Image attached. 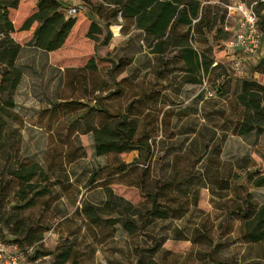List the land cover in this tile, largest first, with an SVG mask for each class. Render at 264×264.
<instances>
[{"label":"rangeland","instance_id":"1","mask_svg":"<svg viewBox=\"0 0 264 264\" xmlns=\"http://www.w3.org/2000/svg\"><path fill=\"white\" fill-rule=\"evenodd\" d=\"M60 1L67 7L78 4L80 12L64 45L54 52L26 45L34 25L20 30L36 0H21L10 11L12 36L23 46L17 59L23 75L14 94L20 154L54 172L52 196L24 213L48 224L34 243L46 253L33 264L49 262L57 250L69 247L75 264H136L139 259L143 264H206L211 259L264 264L256 258L264 245L244 243L240 220L227 217L235 193L248 191L264 203V186L256 185L264 180V132L238 133L242 107L236 102L244 79L264 83V46L252 59L226 43H212L209 36L207 43L193 44L197 50L215 48L211 70L199 83L183 82L178 71L160 79L154 76L158 56L150 53L144 35L120 17H110L113 6L106 0ZM250 1L204 2L225 8ZM98 5L105 8L102 18L94 13ZM257 7L264 31V4ZM92 20L101 30L94 39L86 37ZM224 22L232 36L238 30L236 19L226 16ZM91 57L96 70L79 71ZM120 59L128 64L115 71L119 90L113 91L108 70ZM94 99L113 114L129 105L128 119L136 122L135 138L147 140V155L137 149L96 154L92 129L108 117L90 110L97 104ZM122 164L127 168L119 172ZM142 167L147 171L140 187ZM236 185L243 189L235 191ZM149 194H156L163 207L184 204L188 210L180 218L144 220L152 205ZM45 200L50 206L44 209ZM89 212L99 217L88 218ZM124 220H136L138 228L129 233ZM11 238L5 231L0 234L9 251L14 250Z\"/></svg>","mask_w":264,"mask_h":264},{"label":"trees","instance_id":"2","mask_svg":"<svg viewBox=\"0 0 264 264\" xmlns=\"http://www.w3.org/2000/svg\"><path fill=\"white\" fill-rule=\"evenodd\" d=\"M20 1L0 0V234L5 231L11 236L14 247L33 264L41 259L40 255L46 253L36 248L34 243L42 239L43 233L48 230V224L41 220H30L24 213L36 207L47 195L52 196L53 181L50 175L54 172L49 171V167L45 168L41 163L24 158L20 154L21 121L14 111V94L23 75L17 65L23 46L12 36L15 26L10 17V11L17 10ZM204 1L206 0H106V3L113 6L110 8V17H120L134 29L139 30L144 35L150 53L158 56L159 65L154 68V76L163 79L165 73L172 74L178 71L182 74L183 82L196 84L200 82L201 75L211 70L213 63L211 55L215 48L207 45L205 49L197 50L193 44L202 40L207 43L211 36L212 43L222 45L234 36V34L230 36L231 31L227 30L224 24L225 17H228L227 5L223 8L218 4ZM252 2H255L254 10L258 17L257 6L264 4V0H252L248 4ZM67 9L68 7L60 0H36L33 11L20 26V30L26 31L34 25L31 38L26 45L46 52L59 50L77 23L76 14L66 16ZM104 9L103 5H98L94 13L102 18L101 10ZM100 31L98 22L92 20L87 28L86 37L94 39ZM260 31L264 38V31L261 29ZM166 53H172L171 58H164ZM169 63L171 67H166ZM261 63H264V60ZM126 64L128 63H123L120 59L108 70L113 91L119 90L115 71ZM83 69H90L92 72L96 70L93 57L79 68V71ZM236 102L242 107L237 122L238 133L245 134L252 130L264 132V83L244 79ZM94 103H97L96 106H92L90 110L102 111L108 117L107 122L92 129L97 155L123 153L132 149L148 154L147 140L135 138L136 122L128 119L129 105L123 112L113 114L107 108H99L97 99H94ZM111 117L118 119L112 120ZM126 168L127 165L122 164L119 172L125 171ZM260 169L264 171V156ZM146 171V167L140 170V187L145 184ZM262 179L257 186H264ZM13 184L16 187L10 192ZM239 189L243 188L236 185L235 191ZM243 193V195L235 193V198L227 207V217L240 220L241 239L244 243L264 245V203L252 199L248 191ZM149 198L152 205L144 213V220L147 217L180 218L188 210L184 204L172 209L163 207L157 201L156 194H149ZM42 205L44 209L50 206L46 200ZM87 216L91 219L99 217L95 212H89ZM116 222L117 220H113L112 223ZM137 225L136 220L122 222V226L129 233L134 232L138 228ZM29 248H32L30 252ZM256 258L264 262V249L261 256ZM77 261L75 253H72L69 247L57 250L52 260L43 264H75ZM136 264L143 262L139 259ZM206 264L227 262L211 259V262ZM251 264L260 263L252 261Z\"/></svg>","mask_w":264,"mask_h":264},{"label":"built area","instance_id":"3","mask_svg":"<svg viewBox=\"0 0 264 264\" xmlns=\"http://www.w3.org/2000/svg\"><path fill=\"white\" fill-rule=\"evenodd\" d=\"M254 4L255 2L250 4L234 3L227 5L228 15L236 19L238 30L226 44L252 59L257 57L264 42L263 34L258 26V17L254 10ZM78 11V4L75 3L67 9L69 15H75ZM31 250L32 248H29L28 252ZM0 264L31 263L15 247L13 251H9L8 247L0 244Z\"/></svg>","mask_w":264,"mask_h":264},{"label":"crops","instance_id":"4","mask_svg":"<svg viewBox=\"0 0 264 264\" xmlns=\"http://www.w3.org/2000/svg\"><path fill=\"white\" fill-rule=\"evenodd\" d=\"M228 17H229V15H228Z\"/></svg>","mask_w":264,"mask_h":264}]
</instances>
